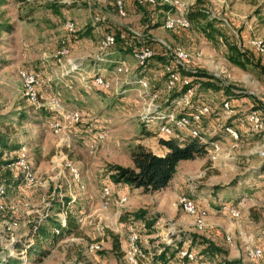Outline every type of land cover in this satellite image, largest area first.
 <instances>
[{"label": "rangeland", "instance_id": "374dc122", "mask_svg": "<svg viewBox=\"0 0 264 264\" xmlns=\"http://www.w3.org/2000/svg\"><path fill=\"white\" fill-rule=\"evenodd\" d=\"M135 1L140 4L138 0H0V130L7 132L14 143L27 145L37 176L32 186L20 182L6 191L0 209V252L10 248V233L15 247L20 240L30 241L28 233L33 223L46 218L49 220L44 224L58 222L65 202L66 213L75 217L76 228L54 238L49 229L40 245L45 252L26 258L16 255L21 258L19 264H128L120 231L125 229L126 215L138 209L145 210V217L151 221L149 227H142V220L135 222L140 246L145 250L144 264L161 262L158 256L166 247L165 260L169 264L177 262L183 249L195 253L191 264H264V254L258 260L246 259L241 240L250 236L252 245L264 250V155L259 153L264 150V55L251 44L257 39L264 48V0H184L190 7L203 10L229 41L254 54L253 64L246 69L227 60L221 39L204 36L201 22H191L188 28L166 29L161 26L164 3L137 6ZM171 11L182 13L174 8ZM67 20L74 23L72 32L64 29ZM116 28L130 31L141 40H134L136 45L130 42V50H122L120 42L106 49V60H124L128 71L120 74L98 59L102 56L99 41L103 34L113 33ZM140 45L152 48L156 54L141 68L132 52ZM164 45L179 46L188 53L183 64L177 66L182 75L187 70L207 73V77L193 83V103L211 107L199 129L204 138H216L210 140L219 143L220 151L214 164L208 155L179 161L168 190L126 192L127 201L118 206L116 200L123 195L109 182L107 165L132 166L129 152L137 139L149 143L151 137L155 142L159 136L164 137L156 133V123L145 124L139 119L149 96L154 95L152 103L165 112L180 111L176 101L172 109L165 108L181 85L171 90L165 86L164 66L170 56L165 55ZM63 47L67 53L61 55ZM100 68H105L102 74L111 80L109 89L91 83L93 73L101 74ZM20 72L39 74L34 89L45 107H35L25 95ZM139 77L147 81L148 96L135 82ZM51 99L58 100L64 110L80 114L78 122L65 123L68 126L63 133L49 128L50 120H60V115L47 107ZM223 101L233 111L229 118L222 111ZM252 111L260 113L261 130L246 119ZM229 119L237 126V141L222 129ZM142 127H150L154 134L147 135ZM103 132L104 140H94ZM67 162L78 170L79 180L72 177ZM10 167L17 173L16 166ZM104 187L112 192L107 207L101 208ZM182 196L191 200L199 196L203 204L211 206L209 210L204 206L208 215L201 230L180 206ZM223 203L237 209L239 216L231 218L220 211ZM158 218L160 223L156 224ZM212 230H218L217 239H210ZM114 236H118L117 249L113 247ZM226 236L232 238V245L226 242ZM204 240L218 251L203 249L200 243ZM91 245L98 248L92 250Z\"/></svg>", "mask_w": 264, "mask_h": 264}, {"label": "built area", "instance_id": "2783aa9c", "mask_svg": "<svg viewBox=\"0 0 264 264\" xmlns=\"http://www.w3.org/2000/svg\"><path fill=\"white\" fill-rule=\"evenodd\" d=\"M138 2L142 5H149L154 6L157 4L156 0H138ZM119 3V0H117ZM160 3H164L167 5V8L163 12V17L161 21V26L166 29H174L177 27L181 28H188L190 26V22L187 18V12L189 9V5L185 3L184 0H161ZM120 8V5H118ZM174 8L179 12L182 11L180 14H174L171 9ZM122 14V10H119ZM96 20H100V18H96ZM65 31L72 32L74 30V23L70 20L65 21L64 23ZM115 44V38L112 33H105L102 36V39L99 41V53H102L101 59L102 61L112 62L114 73L120 74L125 73L128 71V68L123 59H108L104 58L103 54H107L106 49L113 47ZM252 46L256 49V51L264 55V48L260 40L254 39L251 41ZM165 55L168 53L170 59H168L167 63L164 66V72L166 74V82L165 86L167 90L173 89L176 85H181L180 90L182 87L185 86V90L182 92L179 99L176 100V106L180 108L176 114L173 112H165V110H161L152 103L154 95L149 96V103L147 104L146 109L139 115V119L141 122L145 124L156 123V133L162 135L164 137L171 136V135H184L190 136L193 138H197L200 143H205L208 141L207 138H204L202 135L199 127L200 123L203 118L209 116L211 107L207 104H194V96L195 90L194 86H188L190 83V77L182 75L179 70L177 69L178 65H182L183 62L188 58V53L181 47H169L164 45ZM133 56L138 64V66L144 67L146 62L151 59L154 55V51L152 48L148 46H139L136 50H132ZM61 55L67 53L66 48H62L59 52ZM103 58V59H102ZM23 86L25 87V95L29 98L31 103L35 107H42L44 103L40 102L37 99V94L35 92L34 87L40 81V76L37 73L33 72H20ZM138 87L142 89V94L148 96V87L147 81L144 78H137L135 80ZM91 83L95 87H100L102 89H109L111 86V80L105 78L99 72H95L92 74ZM46 103L49 104L48 109H51L53 112L58 113L60 116V120L53 118L49 121V128L54 133H63L66 127L69 124H74L80 120V114L78 111L75 110H64L58 100L51 99L48 100ZM45 107V106H44ZM222 111L226 115L225 117L229 118L233 111L229 106L227 101L222 102ZM183 110H185L183 113ZM248 123L252 124V126L257 129L261 130L263 128V122L260 117V113L258 111L249 112L246 116ZM63 123V124H62ZM67 123L68 125H66ZM147 129H150L148 127ZM224 133L230 136L232 141L238 140V132L230 125H224L222 127ZM153 130V129H151ZM106 137V133H99L95 136L94 140L102 141ZM234 145V144H233ZM93 147V146H92ZM220 151V145L215 140L208 141L207 145V155L211 162L216 160ZM15 159L13 162L9 164L10 166L17 167L16 171L13 173V177L19 176L21 183L24 186H32L35 184L37 176L34 167L30 162V153L29 148L26 144H20L19 148L13 152ZM260 155H264V150L259 152ZM66 167L69 168L72 177L77 181L79 180L78 170L73 167L70 163H66ZM6 196V190L3 184H0V209L3 208L4 200ZM111 196V191L108 187H104L102 190V199L103 202L100 204L101 208H106L108 204V198ZM127 201L125 196H121L116 200L118 206H121L123 203ZM179 204L182 209L189 215L193 216V224L197 229H202L205 226V217L208 215V210L204 207H198L195 205V202L186 196H182L179 200ZM264 206V200L262 201ZM224 214L231 218H236L239 216V212L233 206L228 203L221 204V210ZM126 225L124 231H120V236L123 238V257L128 264H144L143 259L146 258L145 250H143L140 246L141 235L136 229V220L132 218V216L126 217ZM142 222V221H141ZM156 224L160 223V219L158 218ZM143 223V222H142ZM67 227L66 221V211H62L61 217L58 220V224L53 226L49 231L53 235H59L61 230ZM142 227L144 225L142 224ZM9 245L10 248H7L8 255H16L20 254L23 258H26V251L25 249H21L19 252L16 250L15 247L12 246L14 242L13 234H9ZM226 242L229 245H232V238L230 236L225 237ZM242 246L244 249V253L246 259L249 261L258 260L264 254V250L262 247L252 245V237L250 236H243L241 238ZM32 239H30V242ZM98 248L97 245H91L90 249ZM195 253L192 250L183 249L177 255V262L175 264H191L195 260ZM21 260V258H20ZM159 261L152 262L151 264H159ZM169 264V263H167ZM172 264V263H171Z\"/></svg>", "mask_w": 264, "mask_h": 264}, {"label": "trees", "instance_id": "16d2710c", "mask_svg": "<svg viewBox=\"0 0 264 264\" xmlns=\"http://www.w3.org/2000/svg\"><path fill=\"white\" fill-rule=\"evenodd\" d=\"M161 0H156V2H160ZM137 6H140L136 1ZM160 5V4H158ZM145 6V5H144ZM149 6V5H147ZM154 6H157L155 4ZM153 7V6H152ZM164 10L167 8V5L163 4ZM187 18L189 22H201V30L205 37L216 41L217 39H221L223 44L227 49V60L233 64L234 66L246 69L250 65L253 64V53L248 50L241 49L235 42H231L227 39L225 34L217 27L216 22L212 21L207 17V15L203 12V10L197 9L195 7H190L187 12ZM159 23V22H156ZM159 24H153L152 26H158ZM131 32L122 31L121 29H114L113 36L116 42H120L122 50H130V42L140 43L141 40L130 34ZM217 36V38H215ZM140 37V36H139ZM139 40V41H138ZM135 43V42H134ZM136 45V43H135ZM138 45V44H137ZM156 54L154 53V58ZM164 58V57H163ZM158 59H161V57ZM162 60V59H161ZM262 68V66H260ZM186 76L190 77V83L188 86H194V81L199 77H207V73L201 70H187L183 72ZM212 86V85H211ZM185 90V86L181 88V90L175 94L173 98H171L166 105V109L170 110L173 107V101H176L181 96L182 92ZM173 103V104H172ZM183 110L180 113H183ZM224 125H230L235 130H237V126L231 124L229 119ZM141 131L145 132L147 135L154 134V131L151 129L141 128ZM216 137V136H214ZM216 139V138H210ZM208 139V141H211ZM208 141L205 143H200L197 138H193L190 136L184 135H171L167 137H158V144L165 148V152L163 154H156L148 147L137 143L129 152V158L131 160L132 166H123L120 164H108L106 168L107 176L113 183H121L128 185L133 188H139L143 193H150L159 191L165 188L172 177L174 176L177 165L179 161L182 160H194L196 158H203L207 155V145ZM20 144H16L10 140L7 135V132L0 130V184H3L5 190L7 191L11 187H16L20 184L21 180L19 176L16 178L13 177V173L16 171L13 168L9 167V164L14 161L15 156L9 158L11 153L16 151L19 148ZM66 203L62 202L63 211H66ZM134 220H142L144 227H149L151 225V221H148L145 217V210L138 209L133 214H131ZM125 217V216H124ZM127 217V215H126ZM125 217V218H126ZM49 220V218H46ZM43 220L41 222L33 223L30 226V230L28 235L31 236L32 241L30 242L28 238H25L23 241H19L15 244V248L17 251H20L22 248L25 249L26 255L35 254L41 255L45 251L41 248V242L48 237V230L53 226L57 225L58 222L51 220L50 225L44 224ZM123 219V218H122ZM124 220V219H123ZM144 220V221H143ZM66 221L67 227L62 229L60 235H63L65 232L70 231L71 229L76 228L75 217L66 213ZM146 231H149L146 230ZM51 237L54 238L57 235L51 234ZM118 236L113 237V247L117 249L118 247ZM204 242V243H203ZM201 245L204 246L203 249L210 250L211 253L213 251H218L211 243H207V240H204ZM167 252V247L165 251H163L162 255L158 256L161 259L160 264H167V260H165V255ZM220 252V251H219ZM173 253H170L171 256ZM18 255V254H16ZM16 255H8V252H0V264H19L21 262L20 258ZM221 264V263H219ZM225 264H230L225 263Z\"/></svg>", "mask_w": 264, "mask_h": 264}, {"label": "crops", "instance_id": "0c3cea01", "mask_svg": "<svg viewBox=\"0 0 264 264\" xmlns=\"http://www.w3.org/2000/svg\"><path fill=\"white\" fill-rule=\"evenodd\" d=\"M117 58H119V57H116V58H113L112 60H115V59H117ZM121 58V57H120ZM107 63L105 64L106 66H112V68H113V64H110V63H112V62H108V61H106ZM94 67V66H93ZM100 70H101V74L103 73L102 71H105V68H100ZM103 75V74H102ZM140 138H143V135H140ZM151 139L152 140H150V142L149 143H146V142H144V139H142V140H140V139H137L136 141H138L137 143H140V144H142V145H144V146H146V147H148L150 150H152L154 153H156V154H163L164 152H165V148L163 147V146H161V145H159L158 144V142H155L153 139V137H151ZM215 162V161H214ZM214 162H213V164H214ZM212 163V162H211ZM178 167V166H177ZM252 167V166H251ZM171 181V180H170ZM109 182H111L110 181V179H109ZM111 183H113V182H111ZM170 183V182H169ZM114 184V186H117L118 188H119V192H121V194L120 193H118V194H120V195H123L124 196V193H129V194H137L139 191H141V189H139V188H133V187H130V186H128V185H125V184H121V183H113ZM169 185V184H168ZM168 185L165 187V188H163V189H161V190H159V191H155L154 193H160V192H163V191H166V190H168ZM109 188V187H108ZM110 189V188H109ZM110 191L112 192V189H110ZM131 197V196H130ZM129 197V198H130ZM197 205L199 204V205H201V206H205V207H207V209L209 210V209H212L211 208V206L206 202V204L204 203L203 204V201H201V200H203V199H200V197L198 196V198L196 197V198H193L192 199ZM158 206H159V204L157 205V209H158ZM213 232H210V234H211V238L210 239H217L216 238V236H215V234H219V232H218V230H212ZM207 237V236H206Z\"/></svg>", "mask_w": 264, "mask_h": 264}]
</instances>
